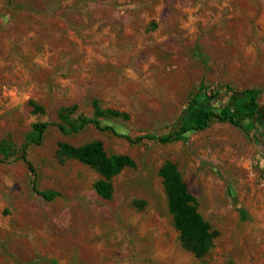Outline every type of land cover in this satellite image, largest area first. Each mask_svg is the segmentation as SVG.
Segmentation results:
<instances>
[{
    "label": "rangeland",
    "instance_id": "rangeland-1",
    "mask_svg": "<svg viewBox=\"0 0 264 264\" xmlns=\"http://www.w3.org/2000/svg\"><path fill=\"white\" fill-rule=\"evenodd\" d=\"M253 89L256 118L168 144L48 128L29 164H0V264H264V0H0V141L17 150L62 108L91 116L98 100L128 115L101 124L135 139L201 124L208 110L238 118ZM93 140L134 163L109 199L96 171L55 155L58 142ZM166 161L215 232L202 259L180 245L158 175ZM33 178L58 196L34 194Z\"/></svg>",
    "mask_w": 264,
    "mask_h": 264
},
{
    "label": "trees",
    "instance_id": "trees-1",
    "mask_svg": "<svg viewBox=\"0 0 264 264\" xmlns=\"http://www.w3.org/2000/svg\"><path fill=\"white\" fill-rule=\"evenodd\" d=\"M261 90L253 89L250 94L249 103L251 109L238 118L231 114L215 113L212 110L204 112L201 124H180L179 128L166 135L145 134L132 139L129 135L116 133L115 129L109 125H102V119L128 118L126 113L117 110L102 108L98 100L92 101L93 114L91 116L77 115L72 117L75 107L62 108L57 113V121L36 122L32 124L31 131L20 148L15 149L9 138L0 141V164L22 160L29 164L27 159V149L31 145H40L44 133L50 127L57 128L62 134H76L87 126H93L101 132H111L118 137L124 138L131 143H138L143 140L156 141L160 144H168L181 140V136L190 130L203 131L209 128L212 121L228 122L234 126H239L242 121L256 118L259 108L257 98ZM212 98H216L214 95ZM189 104L188 108H192ZM55 155L59 162L65 160H76L94 171L100 178L94 184V190L101 199H109L112 195L111 181L124 168L133 167V161L126 155L107 154L103 143L100 140L74 146L66 142H58ZM158 175L162 180V185L167 198V207L173 219V225L179 233L181 247L190 252L197 259H202L211 250L215 238V232L211 230L197 211L194 197L188 191L187 185L182 180L176 166L166 161L159 169ZM31 190L45 201H52L58 194L54 191L40 190L36 179L31 182Z\"/></svg>",
    "mask_w": 264,
    "mask_h": 264
}]
</instances>
